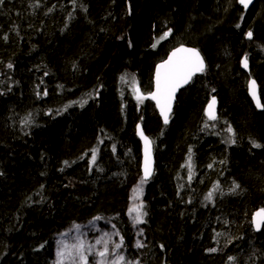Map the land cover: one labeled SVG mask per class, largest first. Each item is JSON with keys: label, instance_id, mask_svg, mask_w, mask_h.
<instances>
[{"label": "trees", "instance_id": "trees-1", "mask_svg": "<svg viewBox=\"0 0 264 264\" xmlns=\"http://www.w3.org/2000/svg\"><path fill=\"white\" fill-rule=\"evenodd\" d=\"M188 28L196 38L173 42ZM179 44L196 47L206 68L163 125L134 87L149 92L155 64ZM243 55L264 106V0L249 11L236 0H4L0 264H56L74 232L91 252L124 256L119 264H264V226L255 234L250 223L264 208V110L247 97ZM212 95L218 115L208 120ZM137 123L155 169L135 228Z\"/></svg>", "mask_w": 264, "mask_h": 264}, {"label": "snow or ice", "instance_id": "snow-or-ice-1", "mask_svg": "<svg viewBox=\"0 0 264 264\" xmlns=\"http://www.w3.org/2000/svg\"><path fill=\"white\" fill-rule=\"evenodd\" d=\"M4 0H0V4H3ZM239 2L245 7H248V4L251 2V0H239ZM51 11V9H49ZM71 16V14H69ZM239 27V25H237ZM171 31V30H169ZM169 35L168 32L164 33V36H162L160 39H165ZM247 36L251 38L252 33H247ZM155 47V45H153ZM178 53H185L183 56H178ZM244 67H247V59L242 62ZM9 68L12 67L11 64L8 65ZM204 69L203 61L199 56V53L195 49H186V48H178L176 49L168 58L167 61L164 63L157 65V76H156V87L157 91L155 93H151L150 97L154 100H156L157 107L160 109L161 116L164 118V123L167 124L169 120V113L171 111V100L176 92V90L181 87L182 84L188 83V81L191 79L192 75L196 72H201ZM163 70V71H162ZM123 80L124 78L121 77ZM249 90L251 95L254 99H257L256 97V91H255V81H251L249 83ZM46 94V93H45ZM138 99L142 100L143 97H138ZM215 107V98L209 103L208 109L206 110V114L208 116L209 120H215L216 115L214 111ZM257 107H261L259 100H257ZM138 134L141 136V139L145 141V165H144V176L140 182V185H138L134 190V197L138 198L137 194L142 191L141 185L145 183L148 179V177L151 175V167H150V159H149V149L148 145L150 141H148L147 137L144 136L143 132L140 131V126L137 125ZM229 131H231V128H229ZM253 147H261V145L253 142ZM191 151V150H190ZM95 157V151H93V158ZM67 164V162H65ZM239 185L234 184L233 190L238 188ZM206 199L211 200V193L206 197ZM143 205H133L129 212H135L136 216L133 219V224H139L143 223L142 215H146V213H142ZM259 218V219H258ZM94 219H99V217H96ZM253 223L256 225L257 229L260 228L261 224H264V209H261L259 212L255 213L253 216ZM142 234V231L141 233ZM219 235V234H218ZM97 243H100L99 240H97ZM123 244V240L121 239V243H118L115 245L113 251L116 248H120ZM140 241H137L136 247H142ZM210 252H215V248L209 249ZM108 252L107 247H105L104 251H101L98 253L101 257H104L106 253ZM58 256L62 255V252L57 253ZM83 259V256L81 257ZM125 258L124 256H118V261H123ZM233 257H229V260H233ZM131 264V262H129Z\"/></svg>", "mask_w": 264, "mask_h": 264}, {"label": "water", "instance_id": "water-1", "mask_svg": "<svg viewBox=\"0 0 264 264\" xmlns=\"http://www.w3.org/2000/svg\"><path fill=\"white\" fill-rule=\"evenodd\" d=\"M236 1H237L238 6H239L243 11H249V10L253 7V5L255 4V2H256V0H251V2L248 4V7L245 8V7L239 2V0H236ZM181 47L186 48V49H195V50L199 53V56H200V58H201L202 61H203V65H204V69H203V71H204L205 68H206V63H205V60H204L202 54L200 53V51H199L196 47L189 46V45H185V44H179V45L173 47L172 49H170V50L168 51V53L166 54V56H165L164 59H162L161 61H159V62H157V63L155 64L154 69H153V74H152V88H151V90H150L149 92H147V93H142L141 90H140V87H139V86H135V88H134V92H135V94H136L137 97H143V99H146V100L150 101V102L153 104V106L155 107V110H156V112H157V115H158V117L160 118L161 123H162L163 125H167V124L170 122V117H171V115H172L173 108H174V105H175V103H176V100H177V97H178L179 93H180L183 89H185V88L190 84L191 80H192L195 76H197V75H199V74H201V73L203 72V71H201V72H196L195 74L192 75V77H191V79L188 81V83H186V84H182L181 87H179V88L176 90V92L174 93V95H173V97H172V100H171V111H170V113H169V120H168V123L165 124V123H164V118H163V116H161L160 109L157 107L156 100L152 99V98L150 97V94H151V93H155V92L157 91V87H156L157 65H160V64L164 63L165 61H167L168 58H169V56H170V55H171L176 49L181 48ZM177 55H178V56H183V55H185V53H178ZM245 58L247 59V67H244V65H243V63H242V62L245 60ZM239 67H240V70H241L243 73H245L246 75H249V73H250V62H249V59L247 58L246 55H243V56L240 58V60H239ZM162 71H163V70H162ZM251 81H255V91H256V97H257V99H254L253 96H252L251 93H250V90H249V83H250ZM246 93H247V97H248V99L250 100V102H251L253 108H254L257 112L262 113L263 110H264V106H263V104H262L261 97H260V89H259V85H258V83L256 82L255 79H253V78H249V79H247V82H246ZM213 98H215V107H214L215 115H216V117H217V115H218V106H219L218 99H217L216 96H211V97L207 100V102L205 103L204 108H203V113H204V116H205L206 119H208V116H207V114H206V110L208 109V105H209V103L213 100ZM257 100H259V103H260L261 107H257ZM208 120H209V119H208ZM137 125L140 126V131H142L143 134H144V136L147 137L148 141H150V143H149V145H148V149H149V159H150L151 175H150V176L148 177V179H147V181H149V180L152 178V176H153V174H154V169H155V158H154V154H153V145H152V141H151V139L145 134V132H144V130H143V128H142L141 123H137L136 126H135V134H136V137H137V139L139 140V144H140V177H141V179H142L143 176H144V165H145V141H144L143 139H141V136L138 134ZM261 209H264V208L261 207V208H257L256 210H254L253 213L251 214V217H250V223H251V226H252L253 232H254L255 234L259 233V232L262 230L263 226H264V224H261L260 228L257 229L256 225L253 223V216H254V214L257 213V212H259ZM258 219H259V218H258Z\"/></svg>", "mask_w": 264, "mask_h": 264}, {"label": "rangeland", "instance_id": "rangeland-1", "mask_svg": "<svg viewBox=\"0 0 264 264\" xmlns=\"http://www.w3.org/2000/svg\"><path fill=\"white\" fill-rule=\"evenodd\" d=\"M203 20V19H202ZM210 22L211 19L205 20V22ZM208 22V23H209ZM167 25V24H166ZM202 25V24H201ZM165 27V26H164ZM181 32V31H180ZM188 34H183L181 36L175 35L173 42H180L181 40L193 39L189 38L188 35L193 36V28H188L185 31ZM196 38V36H193ZM171 41L165 42L166 46L170 45ZM168 44V45H167ZM141 192L137 194L138 198L134 197V192H132L130 201L128 204V209H130L133 205H141ZM141 212L143 213L142 209ZM131 221L133 224V219L136 216L135 212L130 213ZM143 220V215H142ZM140 224V223H139ZM139 224H133L135 228L138 227ZM105 248L100 249L104 251ZM62 252L61 256H58L57 253ZM88 253V254H87ZM99 252H91L88 250V244L86 241L82 239L80 235L77 233L67 234L62 240L59 242L57 251H56V264H119L117 260L116 252H111L110 248L104 257L98 255ZM83 256V259L81 258ZM99 256V258H98Z\"/></svg>", "mask_w": 264, "mask_h": 264}, {"label": "bare ground", "instance_id": "bare-ground-1", "mask_svg": "<svg viewBox=\"0 0 264 264\" xmlns=\"http://www.w3.org/2000/svg\"><path fill=\"white\" fill-rule=\"evenodd\" d=\"M237 2V1H236ZM238 5V4H237ZM165 58V57H164ZM245 74V73H244ZM246 75V74H245ZM247 76V79H249V78H253V79H255L256 80V82L258 83V81H257V79L251 74V70H250V73H249V75H246ZM193 80V79H192ZM191 80V81H192ZM191 83V82H190ZM258 85H259V83H258ZM189 86V85H188ZM187 86V87H188ZM135 88V87H134ZM135 93V92H134ZM136 95V94H135ZM212 96H214V95H212ZM211 97V96H210ZM261 208V207H260ZM134 227V226H133ZM251 228H252V226H251ZM252 231H253V229H252Z\"/></svg>", "mask_w": 264, "mask_h": 264}]
</instances>
